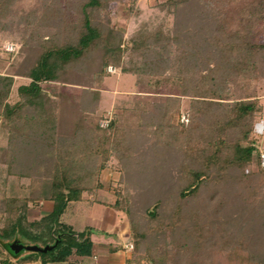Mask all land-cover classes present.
Instances as JSON below:
<instances>
[{
    "label": "trees",
    "instance_id": "1",
    "mask_svg": "<svg viewBox=\"0 0 264 264\" xmlns=\"http://www.w3.org/2000/svg\"><path fill=\"white\" fill-rule=\"evenodd\" d=\"M110 1L81 0L78 28L68 26L56 41L39 40L26 74L30 81L18 86L17 100L8 102L7 90L0 92V252L14 257L26 252L12 264L63 262L87 254L92 230L77 231L61 215L71 202L107 187L100 174L107 158L115 156L124 186L112 188V205L129 217L134 260L203 264L200 248L220 239L212 264H264V243L258 240L263 228H255L264 171L251 170L262 139L254 126L264 113L258 94L264 79V0H191L200 7L192 13L196 17L134 37L126 49L113 46L114 30L97 19ZM169 1L182 8L189 0ZM8 16L0 21V46L7 39L24 44L13 22L19 23L20 15ZM142 47L149 52L141 60ZM123 53L139 63L123 72L174 69L181 92L193 98L187 111L178 108L173 114L180 130L172 152L169 143L155 141L149 132L153 125H144L131 145L129 137L125 143L113 138L117 129L141 123L134 108L115 114L107 128L100 126L94 110L106 103L103 70ZM89 60L95 73L90 88L85 84L82 93L56 96L61 87L55 83L66 80L71 66ZM1 78L13 84L12 76ZM183 113L187 125L180 123ZM233 186L240 193L226 196ZM42 200L52 201L53 209L31 219L30 208ZM245 219L255 228L252 241L240 230Z\"/></svg>",
    "mask_w": 264,
    "mask_h": 264
},
{
    "label": "rangeland",
    "instance_id": "2",
    "mask_svg": "<svg viewBox=\"0 0 264 264\" xmlns=\"http://www.w3.org/2000/svg\"><path fill=\"white\" fill-rule=\"evenodd\" d=\"M190 1L191 0H189L184 7L180 8L179 6L173 7L169 0H111L107 8L98 13L97 19L100 20L99 22L104 25L105 29H107L109 25V28L114 30L111 33L114 38L112 41L113 46L119 44L121 49L132 48L134 37H146L159 30H166L168 27L172 28L174 25H179L180 23L181 25L185 24L187 21L196 17L197 15L192 13L196 12L197 9L199 10L200 7ZM0 2V21H8V15L11 12L12 14L20 15L19 23L17 20L13 22L19 27L17 31H20L22 42L24 43L22 44L18 42V40L7 39V41L0 46V77H13V84L11 86L5 79H0V92L3 91L4 94L7 90V94L5 93L7 98H5V100L7 99L8 102L13 103L18 98V86L30 81L26 74L32 64L35 63V49L39 40L49 41V39H52L56 41L64 36V32L67 33L65 30L69 28L68 26L72 27V25H74L75 28H78V21L76 18L81 12V0H0ZM109 19H111V22L108 21ZM24 24H26V26ZM35 27L39 28L38 33H34ZM260 34L263 40L264 30L260 32ZM141 50L140 59L143 56V52L145 54L149 52L144 47H142ZM114 62L112 59V62L105 66L102 74L104 81L101 86V91L106 95V103L103 108L94 110L96 116H101L102 118L100 121L101 128H107L109 121L115 117V114H126V110L134 108L141 113V118L139 119L141 123L136 122V125H132L131 123L129 124L131 126L126 125L128 130L117 129L115 133L116 137L113 136V138L120 141V143H125L126 138L129 137L130 143L128 144L131 145L130 138L132 136H137L140 131L143 132L142 130L145 128L144 125H153L149 132L155 134L153 137L154 139L157 136L155 141L162 145L169 143L168 151L172 152V150H174L173 141H177L175 139L177 136L176 133H179L177 130H180V128H174L175 125L177 126L178 121L176 122V116L172 119V117H174L173 114L178 108L181 109V112L187 111L193 100L188 93L185 95L181 92L184 87L181 86L182 82L180 83L178 79L174 77L175 70L168 69L159 73L154 68L152 70L142 71V75L137 73H125L122 70L123 67H132L134 64L139 66L137 61L132 64L127 53H123L121 58ZM82 63L83 64L79 63L69 68L70 70L64 75L66 79L64 82L55 83V86L61 87L56 96L65 97V95L68 96V94L78 91L82 93L86 88L85 84H87V90L90 88L88 86L90 81L89 78L95 74L93 73L92 75L93 63H91L90 60ZM260 85L258 94L264 107V79L261 80ZM149 111H151L152 114H150ZM167 112L170 113V115H165ZM147 115L150 116L146 117ZM263 115L256 123L261 121ZM181 121L180 123L185 125L189 123L187 114H182ZM2 122L3 118L0 114V130ZM159 122H161V124H159ZM154 126L157 127L156 130ZM261 137L262 139H258L259 142L257 144L259 153L255 152L251 162V170H256V168H258L259 172L264 171V164H262L260 159L261 152H264V135ZM147 144L148 146L150 145L149 143ZM205 153H209V149L206 150ZM106 161L107 167L101 171V180L104 186H107L108 191L113 195L114 192L112 188L116 186L121 188L124 186V174L118 169L121 162L117 157L107 158ZM213 178L216 177L214 176ZM260 188L257 203L261 205V209L259 207L261 215L258 216L261 217V219L255 217V220L259 223V225L258 223L255 224L257 225L255 228L257 229L259 226L263 228V232H261V234L260 232L258 233V240L264 243V187L261 186ZM237 189L239 188L233 186L225 193L222 192V195L223 193L228 197H230L229 195H231V197L232 195H237L240 193ZM36 208H32L30 211L33 217L39 215V208ZM125 214L129 219L127 213ZM68 218L70 217L68 216L65 219ZM254 222L253 220V223ZM250 226H252L250 220L245 219L240 230L242 233L250 235L249 240L252 241L254 237L252 233L255 232V228L250 229ZM175 237L178 239L179 235L176 234ZM221 242L222 241L219 239L213 245L210 241H205L204 246L200 248V252L207 261L203 264L213 263L215 257L213 255V250L215 251Z\"/></svg>",
    "mask_w": 264,
    "mask_h": 264
},
{
    "label": "crops",
    "instance_id": "3",
    "mask_svg": "<svg viewBox=\"0 0 264 264\" xmlns=\"http://www.w3.org/2000/svg\"><path fill=\"white\" fill-rule=\"evenodd\" d=\"M261 120L264 121V115ZM113 200L114 196L105 187L100 192L85 195L81 199L71 202L67 210L61 215V221L69 224L77 231L90 228L92 230L91 249L87 254L72 256L63 262L44 264H141L134 260V243L129 219L125 212L117 210L112 205ZM36 207L39 208V215L33 217L30 211ZM52 209V201H39V204L30 208L29 217L39 219L51 212ZM68 216L70 218L65 219ZM25 253L22 251L14 257L6 252H0V264H5L4 260L9 263L12 260L15 262ZM31 264L43 263L36 261Z\"/></svg>",
    "mask_w": 264,
    "mask_h": 264
},
{
    "label": "built area",
    "instance_id": "4",
    "mask_svg": "<svg viewBox=\"0 0 264 264\" xmlns=\"http://www.w3.org/2000/svg\"><path fill=\"white\" fill-rule=\"evenodd\" d=\"M254 130L258 135H262L264 133V121L261 120L257 122L254 126ZM260 157L262 164H264V152H261Z\"/></svg>",
    "mask_w": 264,
    "mask_h": 264
},
{
    "label": "water",
    "instance_id": "5",
    "mask_svg": "<svg viewBox=\"0 0 264 264\" xmlns=\"http://www.w3.org/2000/svg\"><path fill=\"white\" fill-rule=\"evenodd\" d=\"M20 246H22V245H20ZM29 248H30V249H33V248H35V247L30 246Z\"/></svg>",
    "mask_w": 264,
    "mask_h": 264
}]
</instances>
